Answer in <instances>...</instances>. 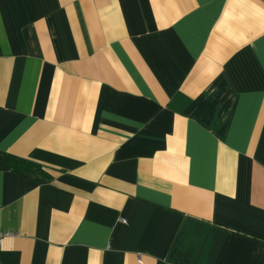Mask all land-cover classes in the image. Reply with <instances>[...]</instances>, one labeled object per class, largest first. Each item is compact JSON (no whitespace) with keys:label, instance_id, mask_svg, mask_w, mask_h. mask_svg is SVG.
<instances>
[{"label":"crops","instance_id":"0c3cea01","mask_svg":"<svg viewBox=\"0 0 264 264\" xmlns=\"http://www.w3.org/2000/svg\"><path fill=\"white\" fill-rule=\"evenodd\" d=\"M0 205V264H264V0H0Z\"/></svg>","mask_w":264,"mask_h":264},{"label":"trees","instance_id":"16d2710c","mask_svg":"<svg viewBox=\"0 0 264 264\" xmlns=\"http://www.w3.org/2000/svg\"><path fill=\"white\" fill-rule=\"evenodd\" d=\"M3 163L5 164V166L12 168L20 173H26L30 171L40 173L45 172L41 164L8 153L3 154Z\"/></svg>","mask_w":264,"mask_h":264},{"label":"built area","instance_id":"2783aa9c","mask_svg":"<svg viewBox=\"0 0 264 264\" xmlns=\"http://www.w3.org/2000/svg\"><path fill=\"white\" fill-rule=\"evenodd\" d=\"M2 205H0V211L2 210ZM9 233H7V232H4L1 228H0V246H1V244H2V242H3V240H4V237L6 236V235H8Z\"/></svg>","mask_w":264,"mask_h":264}]
</instances>
